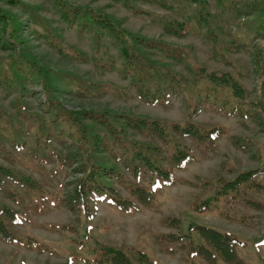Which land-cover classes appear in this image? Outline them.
<instances>
[{
  "label": "rangeland",
  "instance_id": "rangeland-1",
  "mask_svg": "<svg viewBox=\"0 0 264 264\" xmlns=\"http://www.w3.org/2000/svg\"><path fill=\"white\" fill-rule=\"evenodd\" d=\"M19 1L21 3L10 4L7 0H0V10L9 17L5 20L7 30L0 28V79L10 77L9 68L26 76L25 88L20 91L5 89L0 84V108L14 116L17 114L14 98L19 92L26 113L45 117L51 113L43 106L45 95L41 89L42 79H28L31 71L42 67L54 79L53 85L60 89L55 95L66 108L129 111L170 122H182L185 118L186 93L178 89L168 91L163 101L158 99L150 102L139 98L130 87L128 76L122 77L117 70L120 61L117 44L114 45V41L104 33L99 35L102 44L95 52L94 34L88 28L80 31L79 18L70 17L73 20L71 22L63 19L68 14L61 11L63 6L59 7V3L84 8L93 16L106 15L128 34L173 44L184 51L186 49L188 53L175 60L137 45L148 58L167 65L170 70L189 80L195 77L199 66L229 71L243 88L246 102L259 100L264 103V91L260 89V76L253 57L255 47L264 44V33L255 35L248 32L245 29L247 17L236 14L226 2L221 4L219 0H203L204 8L216 25L217 38H238L242 42L235 51L226 50L221 54L213 47L212 37L205 34V25L197 23L194 17L196 7L191 2ZM243 1L231 0L238 7ZM182 13L189 16L190 27L185 33L177 35L164 27L163 23L167 20H183ZM10 18L18 28L15 41L9 36L12 27ZM61 48L66 53L60 51ZM67 48L82 53L83 59L74 57V53H69ZM104 48L117 59L115 67L110 70L99 69L92 60L93 57L102 58ZM19 53L32 60V68H25L28 64L23 62ZM5 58L9 68L4 62ZM55 72L71 74L91 83H107L110 87H106L103 92H100L101 89L97 91L89 88L84 93H76L72 91L75 90L73 85H63ZM200 82L203 84V80ZM20 116L14 117L19 123L22 122ZM190 118L197 124L222 127L223 133L211 142H199L191 136L181 137L168 131L175 141L187 146L192 159L182 168L171 169L169 184L155 188L156 203L147 206L136 203L137 208L130 211L116 208L101 199L89 202L86 214L81 210L67 209L64 203L58 201L71 186L74 177L71 169L64 166L62 171H57L54 162L30 159L25 146L14 150L3 142L9 154L3 158L0 153V164L30 175L39 182L44 193L32 194L18 190L15 194L17 188L14 184L0 185V204L17 211L18 220L10 223L9 228L19 237V240L14 241L0 239V264H107V258L114 253L123 254L131 262H137L139 254H143L149 260L143 264H209L193 254L189 245H183L184 241L170 240L166 236L185 234L188 226L193 224L210 226L233 235L243 243L238 253L246 262L264 264V234L261 232L264 209L246 206L241 200H256L264 205L263 190L240 185L234 195L223 197L214 210L199 212L194 209L196 203L208 197L212 183L218 177L229 179L239 171L260 168L254 180L264 183V114L250 106L249 115H240L208 97L200 101L197 112ZM127 131L136 141H151L162 146L158 139H151L131 129ZM50 146L60 153L66 150L54 138L50 139ZM113 165L119 167L118 163ZM125 174L130 184L135 182L147 186V176L134 178L128 172ZM110 181L122 198L135 202L129 193L128 182L117 179ZM225 215L230 216V219H226ZM170 218L179 220L177 226L167 225L166 220ZM191 239L196 240L194 236ZM98 259L103 262L100 260L97 263ZM215 264L226 263L219 260Z\"/></svg>",
  "mask_w": 264,
  "mask_h": 264
},
{
  "label": "trees",
  "instance_id": "trees-1",
  "mask_svg": "<svg viewBox=\"0 0 264 264\" xmlns=\"http://www.w3.org/2000/svg\"><path fill=\"white\" fill-rule=\"evenodd\" d=\"M182 1L194 3L196 7L194 17L197 23L205 25V34L212 37L213 47H216L221 54L226 50L235 51V48L242 45L241 40L238 38H230L229 40L217 38L216 25L212 21L211 14L204 8L203 0ZM219 1L221 4L226 2L228 7L234 10L236 14L247 17L245 29L248 32L255 35L264 33V0H244L239 7L233 4L231 0ZM7 2L10 4L21 3L19 0H7ZM58 6H63L61 11L68 14L63 19L71 22L73 20L69 19L70 17L79 18L80 31L88 28L94 34L95 52L98 51L97 47L102 44L99 35L101 36L104 33L114 41V45L117 44L120 55L117 70L122 77L128 76L129 85L136 91L139 98L150 102L158 99L163 101L168 91H176V89L188 95L186 114L182 122H170L129 111L84 108L75 110L64 107L57 99L55 92H59L60 89L58 86L53 85L54 79L50 78L47 70L39 67L37 70L31 71L29 80L38 77L42 79L41 89L45 95L43 106L51 113L48 117L42 114L26 113L19 92L17 98H14L17 106L15 116L0 108V153L3 158L9 154V151L3 145V142H6L14 150L25 146L30 159L54 162L57 171H62L64 166H68L74 173V177L70 188L66 190L63 198L58 201L64 203L67 209L81 210L83 214H86L89 209V202L96 199L105 200L124 211L137 208L136 203L146 206L156 203L155 188L169 184L171 182V169L173 167L182 168L192 159V153L187 146L175 141L168 131H172L173 134L181 137L191 136L199 142H211L223 133L222 127L206 126L192 122L190 117L197 112L201 100L209 97L213 102H217L222 107L226 105L229 111L235 110L240 115H249L250 106L256 112L264 114L263 102L259 100L253 103L245 101L244 90L231 72L199 66L196 68V71H198L195 77L189 80L178 72L170 70L167 65L148 58L143 50L158 51L164 56L178 60L188 53L186 49L184 51L183 48L181 49V47L173 44L128 34L120 30L116 23L106 15L93 16L90 14L91 12L85 11L84 8L72 7L63 3H59ZM133 9L137 11L136 8ZM182 15L183 20H167L163 23L164 27L177 35H182L190 27L189 16L183 13ZM6 19H9V17L0 10V28L4 31L7 30L5 27ZM10 21L12 27L9 36H12L10 39L15 41V31L18 28L16 22L12 23L11 18ZM137 45L142 46L143 49L138 48ZM67 49L69 53H74V57L83 59L82 53L72 48ZM60 51L66 53L62 48ZM19 54L23 62L28 64L25 68H32V60L24 56L23 53ZM101 55H103L102 58L93 57L92 59L99 69L110 70L115 67L117 59L107 53L106 48L103 49ZM253 57L260 76V89L264 91V44L255 47ZM4 62L9 68L6 58ZM9 69L11 72L10 77L6 80L0 79L1 86L5 89L12 88L17 91L24 89L26 76L22 72L12 71V68ZM54 74L61 82L63 81V85L72 84L75 89L72 91L76 93H84L86 92L84 90L89 88L97 91L101 89L100 92H103L106 87H110L107 83H91L71 74H60L59 72ZM200 80H203V84ZM198 84L200 85L198 86ZM66 89L70 90V88ZM19 115H21L19 119L23 123H19L18 119H14ZM127 129L150 136L151 139H158L162 146L151 141H136ZM22 135H25V137ZM52 138L59 144L64 145L66 149L64 153H60V151L50 146V139ZM115 163H118L119 167L113 165ZM125 172H128L134 178L147 176V186L135 182L130 184ZM259 172L260 168H253L239 171L229 179L216 178L212 183L213 187L208 197L196 203L194 209L199 212L214 210L223 197L234 195L240 185L264 191V183L254 180ZM113 179L128 182L129 193L135 202L122 198L118 194L111 185V181L109 182ZM9 183L16 186L15 194L18 190L32 194L44 193L39 182L30 175L20 169L9 168L0 164V185L7 186ZM11 194L14 195L13 192ZM241 200L246 206L264 209V205L256 200L244 198ZM225 218L230 219V216L225 215ZM16 220H18L17 211L0 204L1 240H19V237H16L9 228V224ZM166 223L167 225L177 226L179 220L170 218L166 220ZM187 229L188 231L185 234L179 236L167 234L166 236L170 240L184 241L185 244L183 245H189L193 254L209 264H215L219 260L226 264H250L239 255L238 249L243 243H240L233 235L201 224H193L188 226ZM261 232L264 234V217L261 223ZM192 236L196 240H192ZM100 260L98 259L97 263H100ZM106 261L110 262H107V264H143L149 260L143 254H139L138 261L131 262L123 254L114 253Z\"/></svg>",
  "mask_w": 264,
  "mask_h": 264
}]
</instances>
